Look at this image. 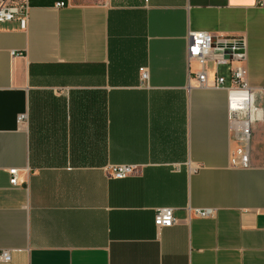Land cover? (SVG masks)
<instances>
[{
	"label": "crops",
	"instance_id": "1",
	"mask_svg": "<svg viewBox=\"0 0 264 264\" xmlns=\"http://www.w3.org/2000/svg\"><path fill=\"white\" fill-rule=\"evenodd\" d=\"M29 1L26 30L0 26V264H264V122L251 167H232L236 93L200 88L188 56L192 32L242 39L260 105L264 5ZM160 208L173 226L156 228Z\"/></svg>",
	"mask_w": 264,
	"mask_h": 264
},
{
	"label": "built area",
	"instance_id": "2",
	"mask_svg": "<svg viewBox=\"0 0 264 264\" xmlns=\"http://www.w3.org/2000/svg\"><path fill=\"white\" fill-rule=\"evenodd\" d=\"M264 5V0H259ZM65 6L64 3L58 7ZM29 0H0V26L5 23L17 21L21 30H26L30 16ZM14 55V53H13ZM189 60H194L199 65V71L194 76L200 88L222 87L236 93L228 102V119L230 124L231 141L234 145L231 154V166L240 169L251 167L250 144L254 125L264 122V90L262 102H255L254 90L249 86L244 69L246 60V47L242 39L230 38L224 35L214 36L206 32L189 33L188 43ZM212 62L216 67V77L210 80L206 64ZM231 66L229 77L225 78L218 74L222 66ZM148 72L143 71L141 78L146 80ZM229 82V85L227 86ZM26 116L18 118L21 124ZM137 167L134 165H116L106 168L107 175L115 179H124L135 173ZM18 170H10L11 184L18 185ZM201 217H211L213 211L197 210ZM174 214L172 208H160L156 211L154 223L156 228H169L173 226ZM0 260L11 261L8 251L0 253Z\"/></svg>",
	"mask_w": 264,
	"mask_h": 264
},
{
	"label": "rangeland",
	"instance_id": "3",
	"mask_svg": "<svg viewBox=\"0 0 264 264\" xmlns=\"http://www.w3.org/2000/svg\"><path fill=\"white\" fill-rule=\"evenodd\" d=\"M82 1H84V0H82ZM89 1H90V0H89ZM220 70H221V71L225 70V66L220 67Z\"/></svg>",
	"mask_w": 264,
	"mask_h": 264
}]
</instances>
